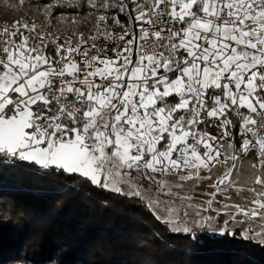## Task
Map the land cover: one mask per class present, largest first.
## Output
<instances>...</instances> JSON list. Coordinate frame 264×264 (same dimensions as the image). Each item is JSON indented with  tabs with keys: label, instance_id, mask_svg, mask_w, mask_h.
I'll use <instances>...</instances> for the list:
<instances>
[{
	"label": "snow or ice",
	"instance_id": "obj_1",
	"mask_svg": "<svg viewBox=\"0 0 264 264\" xmlns=\"http://www.w3.org/2000/svg\"><path fill=\"white\" fill-rule=\"evenodd\" d=\"M130 4L118 5L129 12V25L111 17L124 28L119 36L106 14L95 17L89 32L64 38L46 30L55 27L50 16L46 24L21 17L0 26V154L142 199L154 187L149 208L164 204L169 231L193 241L197 228L216 231L215 218L203 211H231L233 223H242L237 215L264 217V0ZM89 5L96 8L94 0ZM172 96L177 103L168 102ZM229 113L240 121L239 148ZM208 120L219 121L212 125L217 135L200 129ZM251 149L256 159L242 161ZM244 163L251 171L241 180ZM216 173L206 206H197V218L189 219L186 208L193 205L183 201L193 195L178 190ZM121 184L131 191L122 192ZM230 188L251 192L252 206L214 208L216 196ZM229 220L221 235H234ZM247 231L242 238H251Z\"/></svg>",
	"mask_w": 264,
	"mask_h": 264
},
{
	"label": "trees",
	"instance_id": "obj_2",
	"mask_svg": "<svg viewBox=\"0 0 264 264\" xmlns=\"http://www.w3.org/2000/svg\"><path fill=\"white\" fill-rule=\"evenodd\" d=\"M214 122L199 127L214 134ZM233 231L197 228L193 241L170 232L145 198L0 154V264H264V243Z\"/></svg>",
	"mask_w": 264,
	"mask_h": 264
},
{
	"label": "rangeland",
	"instance_id": "obj_3",
	"mask_svg": "<svg viewBox=\"0 0 264 264\" xmlns=\"http://www.w3.org/2000/svg\"><path fill=\"white\" fill-rule=\"evenodd\" d=\"M111 2H112L113 15L116 16L117 14L120 13V10L118 7L119 2H118V0H111ZM10 5H14L15 7L14 8L10 7ZM39 7H40V3L38 2V4H37L36 2H34V0H25V3L23 4V6H21L19 3H17V0H7V3H5V0H0V21L10 22V20H12V18H11L12 15L13 14L15 15L17 13V11L21 13V16L18 18H15L13 20H18L21 17L28 18L29 12L32 13V10H33V14L31 16L36 18V9L38 10ZM34 9H35V11H34ZM6 14L9 15L10 19L5 18ZM174 75L175 74H173L172 78H174ZM209 94L210 95L219 94V91L217 90L213 93V91L210 90ZM177 102H178V99L174 103H177ZM209 106H211L210 102H209ZM217 123H219V122H214L213 125H215ZM233 124H234V127L231 129L232 137H234V142H235L237 148H239L240 144H241V140H242V137L238 134L239 128H240L239 119L236 121H233ZM217 134H218V129L216 130V132L213 135H217ZM256 157H257V151L255 149H251L246 155H242L241 159H242V161L246 162V161L254 160V159H256ZM7 158L12 159L11 157H7ZM221 171H222V169H221ZM250 171L251 170L248 168L247 163H244L243 166L241 167L242 175H241L240 179L243 180L246 176H248L250 174ZM203 175H206V173H202V176ZM217 175H219V173H216L215 175H213L212 179H202L198 184L194 180L188 181L185 184V189L178 190L181 192L182 195L186 191L190 192L193 195L192 200H190V201L184 200L183 201L184 205H188L189 203L193 205V207H187L186 208L189 219H196L197 218L196 217V212L198 210L197 206H199L201 204H205V206H206L205 202L210 198L209 195H207V194H210L214 191V189L212 187H210V185L213 184ZM148 183L149 182H147V181L143 182L145 189L148 188ZM120 187L122 188V192H124V193L131 191L128 184H121ZM155 195H156V192H155L154 187L150 191L144 192V198L146 199L148 204H149L148 197L152 196L154 198ZM225 195L230 196L231 199L226 200ZM225 195H217L216 196V202L213 204L214 208L222 207L223 203L242 204V205H246L248 207H251L252 206V204H251L252 199H254L253 194L247 190H244V191L240 192L239 194H237V192L234 189L230 188V189H228V191ZM128 196L137 197V196H133V195H128ZM160 199L167 201L169 199V197L161 196ZM180 204H181V201L177 200L176 201L177 207H179ZM154 206H156V205L153 204V206H152L153 210L157 213H160L155 209ZM159 207L163 208L162 210L164 211L165 214H167V212L164 210L165 209L164 204L159 205ZM155 212H154V214H155ZM230 214H231V211L222 212V213H220L219 216H217L216 212H213L210 210L201 212L202 216H212L215 218V229H216V231L208 230L210 233H215V234H220L219 229L223 226V223L225 220H229ZM165 217L166 216H164V218ZM164 218H162V219L159 218V219L163 220ZM236 218L238 221H242V223H233L231 220H229L228 226L230 229L234 230V229L238 228L241 230V232H245L246 230L250 229L251 231H247L246 234L249 237L255 238L258 241L264 243V235H260V233H264V217L257 216L255 218L245 219V217L243 215H237Z\"/></svg>",
	"mask_w": 264,
	"mask_h": 264
},
{
	"label": "built area",
	"instance_id": "obj_4",
	"mask_svg": "<svg viewBox=\"0 0 264 264\" xmlns=\"http://www.w3.org/2000/svg\"><path fill=\"white\" fill-rule=\"evenodd\" d=\"M40 7L36 9V18L41 24H46V16L51 17V22L55 26L54 29H46L54 31L57 35H60L64 38L67 35H70L72 32H89L92 30L93 24L95 23V17L100 14H106L110 18L107 21L108 27L112 33L116 36L123 34L124 28L117 25L111 17H113L112 12V2L111 0H94L96 8H92L89 5V0H34ZM119 4L121 0H118ZM125 4H128L129 9L131 8L130 0H124ZM111 5V7L101 8L100 5ZM47 5L46 8L43 6ZM35 11V9H34ZM33 14L29 12V17H32ZM123 16V19L120 16ZM116 16L119 17V21L123 25H129V12H120ZM75 18L78 21L77 25H73L71 20ZM14 21V20H13ZM5 21H0V26L3 25ZM12 21L8 22L11 24ZM179 27V25H177ZM133 30V27H129V31ZM117 44H120L119 40L116 41ZM100 45L103 46V41L100 42ZM109 49V55H111V48L113 47L112 43L107 45ZM49 51L52 52V49L49 48ZM201 129V128H200ZM204 130V129H201Z\"/></svg>",
	"mask_w": 264,
	"mask_h": 264
},
{
	"label": "crops",
	"instance_id": "obj_5",
	"mask_svg": "<svg viewBox=\"0 0 264 264\" xmlns=\"http://www.w3.org/2000/svg\"><path fill=\"white\" fill-rule=\"evenodd\" d=\"M154 207H155V209H156L158 212H160V213L155 212V211L153 210L152 207H151L150 209H151L152 211H154L155 214H156L158 217H160V218L162 219V218H164V216H167V214H165L164 211L162 210L163 208H160L159 206H158V207H157V206H154Z\"/></svg>",
	"mask_w": 264,
	"mask_h": 264
},
{
	"label": "clouds",
	"instance_id": "obj_6",
	"mask_svg": "<svg viewBox=\"0 0 264 264\" xmlns=\"http://www.w3.org/2000/svg\"><path fill=\"white\" fill-rule=\"evenodd\" d=\"M5 3H7V0H5ZM10 7H13L14 8L15 6L14 5H10Z\"/></svg>",
	"mask_w": 264,
	"mask_h": 264
}]
</instances>
